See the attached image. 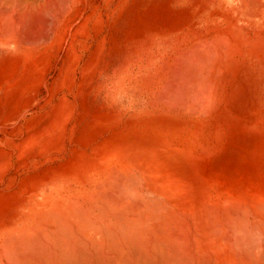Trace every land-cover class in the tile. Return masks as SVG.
I'll list each match as a JSON object with an SVG mask.
<instances>
[{
    "label": "bare ground",
    "instance_id": "bare-ground-1",
    "mask_svg": "<svg viewBox=\"0 0 264 264\" xmlns=\"http://www.w3.org/2000/svg\"><path fill=\"white\" fill-rule=\"evenodd\" d=\"M90 3L0 0L4 65L100 36ZM123 29L82 71L120 51L107 107L80 129L65 94L0 151V264H264V0H164Z\"/></svg>",
    "mask_w": 264,
    "mask_h": 264
},
{
    "label": "rangeland",
    "instance_id": "rangeland-1",
    "mask_svg": "<svg viewBox=\"0 0 264 264\" xmlns=\"http://www.w3.org/2000/svg\"><path fill=\"white\" fill-rule=\"evenodd\" d=\"M90 1V10L88 13L93 11L97 6L99 10L101 9L100 11L103 12L105 21L104 31L100 36L95 37V33L92 30V22L89 28L92 30L91 34L93 36H91L89 40H86L84 37L80 38L77 42V51L75 54L68 55L66 49L62 51L58 49V46H55L50 50L51 54L41 58L42 60L39 61V65L33 71L35 74L30 72L31 74L26 76L27 73L24 74L25 72L21 70L13 72L12 69L4 65L9 59V53L0 49V151L4 153L8 152L7 140L10 139L17 142L16 137L11 136L15 135L25 126L26 120L32 118L39 119L40 117L52 113V109L60 103L61 98L65 94L68 95V101L70 102L69 106L65 107V110L68 108L75 110L76 120L74 124L80 129L90 121L89 117L95 115L100 107H107V101L97 95L95 89H92L97 85L112 81L111 74L113 69L120 63V51L115 48L111 52H106L108 57L104 63L100 65V68L106 67V76L103 75L102 78L98 76L95 77L93 83L87 80L83 75L82 71L84 66L91 59L90 57L96 50L97 44L102 37L106 36L108 40L112 38L114 39L113 43L116 40L118 44L123 37V28H125V22L129 16L132 15L133 17L140 12L148 11L153 5H161V3L164 2V0ZM175 3L176 1L174 4ZM114 10H116L115 13L111 14ZM41 51H44V48H42ZM71 56L75 57L76 60L74 62L71 60ZM74 69L77 70L76 73H74ZM20 76L22 77L20 78ZM18 79L19 81H17ZM20 106H22L21 108L23 109L17 110ZM24 112L27 113L22 117V113ZM71 127H69V131ZM11 175L12 174H9L8 180L11 178Z\"/></svg>",
    "mask_w": 264,
    "mask_h": 264
}]
</instances>
